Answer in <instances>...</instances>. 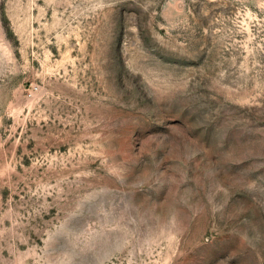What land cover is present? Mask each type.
I'll return each instance as SVG.
<instances>
[{
	"label": "rangeland",
	"instance_id": "rangeland-1",
	"mask_svg": "<svg viewBox=\"0 0 264 264\" xmlns=\"http://www.w3.org/2000/svg\"><path fill=\"white\" fill-rule=\"evenodd\" d=\"M0 264H264V0H0Z\"/></svg>",
	"mask_w": 264,
	"mask_h": 264
}]
</instances>
